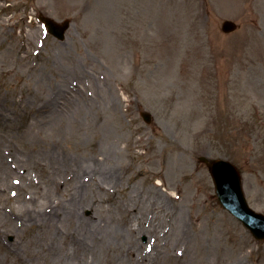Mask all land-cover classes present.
Here are the masks:
<instances>
[{
    "label": "rangeland",
    "instance_id": "obj_1",
    "mask_svg": "<svg viewBox=\"0 0 264 264\" xmlns=\"http://www.w3.org/2000/svg\"><path fill=\"white\" fill-rule=\"evenodd\" d=\"M39 16L68 20L63 38ZM106 148L113 177L89 191L120 242L92 264H264L198 160L235 164L264 213V0H0V264L32 237L18 205L45 181L66 200Z\"/></svg>",
    "mask_w": 264,
    "mask_h": 264
},
{
    "label": "bare ground",
    "instance_id": "obj_2",
    "mask_svg": "<svg viewBox=\"0 0 264 264\" xmlns=\"http://www.w3.org/2000/svg\"><path fill=\"white\" fill-rule=\"evenodd\" d=\"M106 149L105 154H102L97 161V166L79 164L75 167V171L72 172L75 181L78 179L79 171L88 170L89 174L85 183L80 181L78 185V181L76 182V188L69 193L66 200H63L65 198L60 199L58 195L54 196L51 192V185L45 181L42 184L47 194H41L36 200L24 201L18 205L17 211L12 213L15 224L20 226L14 236H18L21 229L29 231V235L32 236L25 243V247H21L22 249L19 245L16 247L17 250L13 248L15 251L12 253L14 254L19 253V250L22 251V255L25 256L23 264H45L46 262L50 264H92L93 261L101 259V252L120 240L118 233L120 228L115 224L117 220L114 215L105 217L102 205L99 204L102 200L99 201L97 196L89 191L93 187H98L101 191V183L113 177L115 165L108 163V159L113 160V151ZM44 157L47 162L54 160V154L47 151ZM96 173L99 180L91 181L94 175H97ZM81 178H84V175ZM89 178L90 182L86 186ZM49 193L52 196H48ZM86 210L89 214H85ZM9 225L11 222L4 228V234L7 233ZM139 230L142 231L141 227L130 225V234ZM37 231L36 235L30 234ZM183 234L181 233L179 238ZM133 238L135 239L134 236ZM130 254H127L126 258H129Z\"/></svg>",
    "mask_w": 264,
    "mask_h": 264
},
{
    "label": "water",
    "instance_id": "obj_3",
    "mask_svg": "<svg viewBox=\"0 0 264 264\" xmlns=\"http://www.w3.org/2000/svg\"><path fill=\"white\" fill-rule=\"evenodd\" d=\"M48 22L52 24V21L48 20ZM223 28L227 31L233 29L234 25L230 21H225ZM210 172L216 184L219 202L237 215L255 233L259 223L264 222V218L246 205L235 167L228 162L214 160L210 164Z\"/></svg>",
    "mask_w": 264,
    "mask_h": 264
}]
</instances>
